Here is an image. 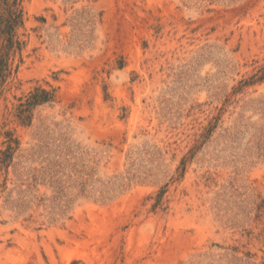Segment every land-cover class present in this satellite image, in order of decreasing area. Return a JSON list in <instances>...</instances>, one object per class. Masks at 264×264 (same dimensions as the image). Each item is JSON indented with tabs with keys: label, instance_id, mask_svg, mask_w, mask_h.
Here are the masks:
<instances>
[{
	"label": "rangeland",
	"instance_id": "obj_1",
	"mask_svg": "<svg viewBox=\"0 0 264 264\" xmlns=\"http://www.w3.org/2000/svg\"><path fill=\"white\" fill-rule=\"evenodd\" d=\"M23 7L0 264H264V0Z\"/></svg>",
	"mask_w": 264,
	"mask_h": 264
},
{
	"label": "trees",
	"instance_id": "obj_2",
	"mask_svg": "<svg viewBox=\"0 0 264 264\" xmlns=\"http://www.w3.org/2000/svg\"><path fill=\"white\" fill-rule=\"evenodd\" d=\"M24 0H0V94L4 90L9 78L18 73L22 58L17 65L16 56L22 52L25 41L21 40L18 30L25 27ZM55 93L36 87L27 95L25 100L21 99L16 108V117L22 124H30L34 109L41 104L55 100ZM3 148H0V178L5 175L2 183L4 189L9 179V169L14 163L20 140L14 131L6 130Z\"/></svg>",
	"mask_w": 264,
	"mask_h": 264
}]
</instances>
